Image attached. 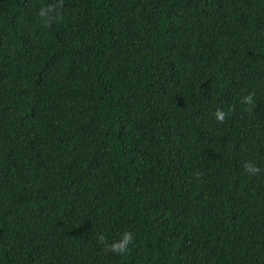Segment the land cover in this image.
Here are the masks:
<instances>
[{"label":"trees","instance_id":"obj_1","mask_svg":"<svg viewBox=\"0 0 264 264\" xmlns=\"http://www.w3.org/2000/svg\"><path fill=\"white\" fill-rule=\"evenodd\" d=\"M0 264H264V0H0Z\"/></svg>","mask_w":264,"mask_h":264},{"label":"clouds","instance_id":"obj_2","mask_svg":"<svg viewBox=\"0 0 264 264\" xmlns=\"http://www.w3.org/2000/svg\"><path fill=\"white\" fill-rule=\"evenodd\" d=\"M39 14L41 17L46 15V11L44 8L39 10ZM239 103L244 105L245 107L250 106L253 103V94L252 92H247L242 94L239 97ZM215 119L219 122H223L226 116V112L222 109H215L213 112ZM242 170L247 171L249 173H254L257 171L255 164L251 161H244L242 164ZM96 240L98 243L102 244L104 247L109 249L112 253L117 255L125 254L129 251L130 246L133 244L134 235L128 230L124 229L118 233V235L107 238L105 234L99 233L96 236Z\"/></svg>","mask_w":264,"mask_h":264}]
</instances>
